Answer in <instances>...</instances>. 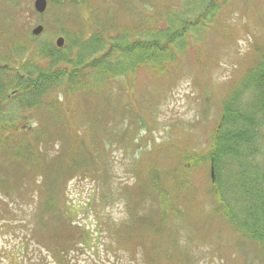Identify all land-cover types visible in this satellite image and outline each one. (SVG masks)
<instances>
[{"label": "rangeland", "instance_id": "374dc122", "mask_svg": "<svg viewBox=\"0 0 264 264\" xmlns=\"http://www.w3.org/2000/svg\"><path fill=\"white\" fill-rule=\"evenodd\" d=\"M33 1L0 0V64L6 65L3 62H7L10 68H14L24 59L27 74H23L26 75L32 64L39 69H47V61L40 58L39 48L48 45L55 50L54 40L63 37L65 44L62 50L66 51L72 44V40L66 37L77 38L80 31L85 37L94 29L92 21L97 12L98 20L113 19L123 32L131 29L124 23L132 21L135 27L147 21L152 25L151 18H157L163 25L168 14L181 11L187 12L188 18L194 21L206 0H85L83 7L78 3L68 8L59 5L58 0H51L54 3L48 5L42 15L32 12ZM121 1L125 3L121 4ZM224 1L226 3L216 14L211 29L195 28L191 38L198 43L192 44L193 52L189 53L195 62L184 61L181 73L156 78L149 72H140L137 77L135 75L132 86H127L124 77H118L108 83L104 92L106 100H91V106L97 113L110 105L113 110H121L125 117L119 120L121 115L117 111L105 116L109 131L101 119L97 123L101 127L98 129L107 131L103 136L107 147L101 152L108 160L104 158L101 164L89 167L83 176L82 173L72 174L63 181L69 203L61 207L67 213V220L75 221L70 226L74 237L78 233H75L77 228L83 227L84 235L90 233L91 238L97 240L95 245L90 241L86 248L74 249L72 262L65 264H264V246L260 248L253 241L239 240V236L232 232L234 230L215 213L205 191L210 182L200 170L191 175L195 189L186 197L176 194L185 202L186 211L170 213L157 236L147 234L143 227L137 225L142 216L156 213L157 209L148 188H144L142 196L138 194L139 188L147 182L150 165L169 177L172 167L181 161L183 151L206 156L209 136L220 118L219 102L245 70L254 64L255 56L264 51V0ZM38 25L43 27L42 33L32 36L31 31ZM102 31L104 43H107V35L112 32L105 31V28ZM17 44L22 45L19 47ZM201 63H204V69ZM111 91L121 95L119 102ZM18 96L24 98L19 93L8 100L0 118V127L5 129L0 134L3 141L0 145V264H55L47 249L42 247L49 242L47 228L37 227L36 204L43 196L35 197V194L42 193L35 178L38 181L39 176L48 172L49 180L44 178L43 182L42 178L39 181L43 183L42 187L47 185L50 189L54 188L53 184L54 195L58 194L60 168L52 165L54 157L51 154L55 156L61 144L48 140L44 147L47 153L40 155L31 137L35 134L34 128L41 125L55 133L57 122H66L67 125L70 122L73 127L69 128L73 131L82 120L68 109L67 103L55 104L62 113L56 118L57 122L53 116L20 109ZM57 96L58 91H55L51 99L56 100ZM85 98L83 95L74 97L75 109L83 106L81 100ZM125 125H130L127 131L123 130ZM98 129L88 127L85 132L95 133ZM122 130L130 144L122 143ZM259 136L263 150L258 160L262 162L264 122ZM23 137L32 144L31 151L17 152L14 143H21ZM138 146L139 151L135 154ZM162 148L171 157L163 154ZM16 153H19L18 157H15ZM168 166L165 172L161 171ZM143 178L144 181H138ZM185 179L178 178V189L182 186V195L190 189ZM57 200L53 198L54 202ZM171 202L174 206L173 198ZM46 224L51 226L48 228L51 231L57 222L46 220ZM56 230L62 231L58 226ZM32 231L36 236H42L40 245L31 238ZM98 243L100 245L96 248ZM172 252L175 253L171 260Z\"/></svg>", "mask_w": 264, "mask_h": 264}, {"label": "trees", "instance_id": "16d2710c", "mask_svg": "<svg viewBox=\"0 0 264 264\" xmlns=\"http://www.w3.org/2000/svg\"><path fill=\"white\" fill-rule=\"evenodd\" d=\"M57 3L65 8L76 6L78 3H81L83 7L85 0H58ZM225 3L224 0L204 1L201 12L194 21L188 18L187 12L180 10V13L168 14L163 25L157 18H151L152 25L147 21L140 22L135 27L132 21L124 23L131 29H125L123 32L118 28L117 21L113 19L98 20L97 12L93 17L92 28L94 29H91L87 38L83 37L82 31L77 38L76 36L67 37L72 40L67 52L58 54L49 46L40 49V58L47 61V69L30 65L27 81L9 74L5 75V79L0 78L3 90L16 89L24 96V98L17 97V104L22 109L35 110L34 113L39 115L53 116L56 121L62 113L55 104L67 103L68 109L82 120L73 131L69 128V126L73 127L70 122L67 125L66 122L56 121L55 133L47 131L41 125L34 128L35 134L31 137L40 155L47 153L44 147L48 140H56L61 144V149L55 156L51 154V157H54L52 165L54 167L58 165V169L60 168L58 171L61 180L57 189L58 194L54 195L55 186L52 183L54 188L50 189L47 185L42 187L43 183L38 182L36 178L35 183L42 193L40 195L33 193L37 198L43 196V199L36 204L39 216L37 227L47 228L50 235L49 242L42 247L47 249L55 264H65L69 261L71 263L74 249L86 248L90 241L95 245L97 241L91 238L90 233L84 235L83 227L77 228L75 233L77 231L78 233L74 237L70 226L74 225L75 221H68L67 213L61 207L69 203L64 179L76 173H82L83 176L84 171L89 167L101 164L104 158L108 160L107 156L103 157L101 152L102 148L105 151L107 147L103 136L110 130L105 116L112 115V111H117L121 115V110H113L110 105L104 111L100 110L101 112L97 113L91 106V100L94 98L102 102L106 100L104 92L108 83L118 77H124L127 86H132L135 75L137 74V77L140 72H149L156 78L166 74L181 73L180 69L184 61L195 62L189 54L193 52L192 44L198 43L191 38L195 28L211 29L216 14L221 11ZM99 21L104 23L101 24ZM102 28L112 32L107 35V43H104ZM193 56L200 64L197 54L194 53ZM70 57H72L71 61ZM60 64L63 66L58 67ZM201 64L204 69V63ZM55 91H58V96L56 100H52L51 96ZM225 94V98L219 102L220 118L215 130L209 136L206 156L199 157L190 150V152L183 151L181 161L176 167L171 166L172 175L169 177L167 174L160 173L154 165L148 168L147 182L139 188L138 194L142 196L145 193L144 188H148L151 192L148 194L152 196V202L157 205V209L156 213L146 214L137 222V225L143 227L147 234L157 236L167 222L169 214H172L174 210L186 211L185 202L178 199L176 194L182 198L194 190L196 184L192 182L191 175L200 170L205 179L210 182L205 191L212 201L215 213L219 214L240 238L253 241L260 248L264 246V160L262 162L258 160L260 151L263 150L259 129L264 122V51L259 56H255L254 64L245 70L240 80ZM77 95H83L86 98L81 100L83 106L75 109L74 97ZM111 95L119 102L121 95L112 91ZM100 107L102 108V105ZM124 117L121 115L119 120ZM100 119L107 127L106 132L98 129L101 128L97 124ZM129 126L125 125L126 129L123 130L127 131ZM88 127L98 130L95 133H86L85 129ZM123 130L121 131L122 143L130 144V139L124 137L126 132ZM4 131L5 129L0 127L1 135ZM100 138L103 143L101 146ZM110 142L111 139L108 138V143ZM2 143L3 141L0 140V145ZM14 144L17 146L18 150L14 149L17 152L25 149L31 151L32 148V144L25 137L21 143ZM163 148L161 152L169 156ZM138 151L139 146L135 154ZM94 154H96L95 160ZM18 155L19 153H16L15 157ZM88 161L91 164H88ZM206 161L208 165L204 168ZM168 168L169 166L165 170H160L165 172ZM39 177L41 180L43 178V182L44 178L49 180L48 172ZM182 177H186L185 180H188L187 184L190 186L183 195L182 186L178 189V178ZM138 181H144V178ZM56 197L59 199L57 200ZM53 198L57 201L54 202ZM172 198L175 207L172 205ZM46 220L56 221L57 225L49 231L51 226L46 224ZM57 226L61 228V232H57ZM132 231L129 232L130 235ZM31 238L40 245L39 241L42 239L40 234L36 236L32 231ZM99 245V243L96 244V248ZM174 253H171V260Z\"/></svg>", "mask_w": 264, "mask_h": 264}, {"label": "water", "instance_id": "95a60500", "mask_svg": "<svg viewBox=\"0 0 264 264\" xmlns=\"http://www.w3.org/2000/svg\"><path fill=\"white\" fill-rule=\"evenodd\" d=\"M47 2L46 0H34L33 2V9L37 14H43L44 11L46 10ZM43 28L41 26H37L35 29L32 31V35L38 36L42 32ZM64 44L63 38H58L55 41V47L56 48H61Z\"/></svg>", "mask_w": 264, "mask_h": 264}, {"label": "flooded vegetation", "instance_id": "af4514ba", "mask_svg": "<svg viewBox=\"0 0 264 264\" xmlns=\"http://www.w3.org/2000/svg\"><path fill=\"white\" fill-rule=\"evenodd\" d=\"M0 68H2V66H0ZM4 68V67H3ZM20 78H23L21 75L17 74ZM11 94L9 96L6 97V100H9L10 98H12L13 96H15V92H10ZM2 101L0 99V118L4 115V106L6 105L7 101Z\"/></svg>", "mask_w": 264, "mask_h": 264}]
</instances>
